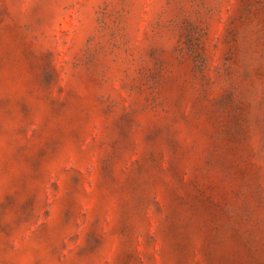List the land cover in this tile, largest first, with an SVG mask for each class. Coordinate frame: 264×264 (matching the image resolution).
Instances as JSON below:
<instances>
[{
	"label": "rangeland",
	"instance_id": "rangeland-1",
	"mask_svg": "<svg viewBox=\"0 0 264 264\" xmlns=\"http://www.w3.org/2000/svg\"><path fill=\"white\" fill-rule=\"evenodd\" d=\"M0 264H264V0H0Z\"/></svg>",
	"mask_w": 264,
	"mask_h": 264
}]
</instances>
